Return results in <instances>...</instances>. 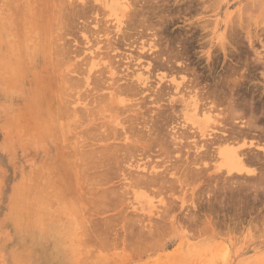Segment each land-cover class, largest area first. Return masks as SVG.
<instances>
[{
	"label": "rangeland",
	"instance_id": "1",
	"mask_svg": "<svg viewBox=\"0 0 264 264\" xmlns=\"http://www.w3.org/2000/svg\"><path fill=\"white\" fill-rule=\"evenodd\" d=\"M58 1H61L60 9H57L58 5H56L58 4ZM118 1L119 0H0V264H264V167L261 169L263 172H261V170L259 171L260 165H252V167H250L251 165L248 164V167L247 163L244 164L240 162L238 165L242 167V171L237 172L234 169H240L238 165H228L227 160L219 155L221 151L223 153L225 149H228L230 152V148H237L238 145L240 146V144L244 142L247 145L250 143L249 147L245 145L240 150L238 149L239 151L244 149L247 150L249 148L254 153L252 151L249 152L248 149V155L257 154L262 158L264 156V138H238L240 143H238L239 141L237 142L236 139V141L234 140V143L232 142L231 144L230 140L229 144L227 142L226 144H222L223 146L219 144H211L212 146L211 149H209L210 151L208 150V153L210 152V158L212 157L213 159H207L208 162L204 160L202 162L203 164L205 163L204 166L202 163H199L201 164L199 167H203L202 170L204 169L200 172L202 175L197 172V177L192 175V178L187 177L184 179L177 170L179 175L184 179L183 180L180 176H177L180 177L179 179L181 182L183 180L182 185H179L176 181L177 185L175 182L171 183V180H174L168 174V172H174V170L169 168L170 162H174L172 156L176 159L179 155L181 160V158L184 159L188 154L187 157L190 159L191 155L195 156V148L201 146L203 140H205V143L206 141L209 142L210 140L215 139L208 138V141L206 138H201V140L199 138V132H197L198 134L195 132V127L198 130L200 129L204 131V134H207L206 132L211 131L215 126L213 118L215 120V117H217L216 119L220 122L221 120L224 121L227 116L229 117L227 114L229 112L228 106L233 103L232 101H234V103L239 101L238 105L244 107H249L250 104L254 105L256 108L260 106L256 109V113H259L258 109L261 110L262 113L264 112V0H149L150 2L148 0H135L137 3L134 0ZM63 2L64 4H62ZM131 2H133V6H135L138 11L135 12L136 9L133 10L134 7ZM140 5L144 6L141 7ZM130 6H132V8H130ZM154 7H157L156 10ZM91 8L93 13L90 12ZM139 9L144 12L141 11V13L144 14H141L142 17L139 14ZM152 9H154L153 12L155 11L156 13L154 12L153 14ZM86 10L87 12H85ZM129 10L131 11L130 13ZM132 10L135 14L138 13L137 16L142 20L141 22ZM68 13L71 14L69 15ZM75 13L79 16V20L76 19L78 17ZM79 13L82 15L84 13V15H79ZM87 13L88 15H86ZM24 14L27 15L25 16ZM36 14H38V16ZM150 14L153 17L155 15V20L152 17L150 18ZM28 15L30 17H28ZM71 15L72 17H70ZM60 16H62V19L64 18L63 21L60 20ZM68 18L70 19L69 23ZM33 19H35V21ZM51 19L54 22L52 24ZM125 19H127L128 23H125ZM32 20L33 23H31ZM74 23H76V25ZM55 24L57 26H55ZM66 24H69L70 26ZM159 24L160 27L163 28H160ZM71 25L77 27L72 28ZM142 27L144 29H142ZM98 28L100 29L98 30ZM53 32L56 33L55 36H53ZM125 33L128 34V37ZM125 36L127 37L126 39L123 38ZM144 36H146V38ZM35 37H37V39ZM118 37L121 39L119 38L117 40ZM34 38L35 40H33ZM53 39L59 40L55 43V40ZM92 40L93 44L91 43ZM52 43L56 45L57 49ZM50 45L51 47H49ZM51 48L53 50H51ZM45 50L47 52H45ZM61 50L62 53L59 52ZM112 50H115V52ZM158 50H162L161 53H157ZM55 51L59 52L57 53L58 55ZM49 52L51 55L47 54ZM169 52L172 54H168ZM63 55L64 57H62ZM51 56H54V58ZM166 56L169 57V59H167ZM62 58L63 60H61ZM64 58L68 60H64ZM109 61H111L113 65ZM169 61L170 63H167ZM155 62L157 67L154 64ZM81 64L83 65L81 66ZM160 66H162V68ZM170 66L171 68L169 69ZM74 67L77 70L74 69ZM155 67L157 69H155ZM97 70L101 71L98 73ZM92 71H95L96 73H93ZM101 72L105 76L100 74ZM92 77L97 80L93 81ZM105 77H107V79L109 78L108 81H106L107 79ZM111 79H113V82ZM187 80L188 82H185ZM97 82H99V84ZM131 82L133 83V87ZM91 83H93V85H91ZM185 83L187 85H185L184 88ZM59 84H63L64 86L62 87L61 85V87H59ZM140 84H142L144 89L139 88ZM175 85L180 87L177 90H174ZM106 86H108V88ZM160 86L162 89L164 87V92L161 91L162 93L159 90L161 89ZM94 87H96V89ZM119 87L121 88L119 89ZM124 87H129L127 88L128 90L134 88V92L138 93L134 97L135 94H133L130 89V94L128 93V90L127 93L125 90L124 94L121 93L120 96L121 90L125 89ZM186 87L189 88L187 89ZM114 88L118 89L120 92L116 94L118 90H115ZM156 88L161 94H164L167 88L166 95H161V99L164 97L163 100H160V98L159 100H154V96L157 93V91L154 92ZM90 89L92 90L90 91ZM142 90L143 92H141ZM210 92L212 95H210ZM235 92H237V94ZM125 93L131 95V98ZM80 94L83 95L80 96ZM207 94L210 99H203L207 98ZM213 94L216 95V97H214ZM222 94H224L223 97ZM190 95L191 97L193 95V97H195L194 99L197 97V104L199 103L198 106L200 107L197 108L198 110H193V98H191ZM199 95L203 100L202 102H200ZM202 95L206 97H202ZM147 96L152 97L147 98ZM210 96H213L214 98ZM62 98H66V100ZM141 98L144 99L142 100ZM211 98L212 101L215 102L216 107H213L215 110L212 108V113L210 112V115L212 114L211 117H215L208 119L201 115L200 110L201 108H208L210 106L207 104V107L206 102L209 103ZM102 99L104 100L102 101ZM51 100L53 106H50V104H52L49 103ZM72 100L75 101L73 102ZM89 100H91V102ZM56 101L58 103H56ZM61 101L62 104L60 103ZM98 101H100V104ZM141 101L144 103L142 104ZM148 101L151 103L149 102L148 104H145V102L147 103ZM127 104L130 105L129 108L127 107ZM200 104L204 107H201ZM56 105L59 106V108L56 107ZM66 105L69 107V109L67 107V110H69L67 113L68 117L66 116ZM166 105L167 107H165ZM120 106L122 108L125 107L123 108L124 110L121 109ZM116 108L124 112L119 113ZM155 108L158 112H162V110L166 112H169L170 109L173 110L172 115L170 116V127L174 128L173 131L178 130L179 133L184 130L186 131L185 128H187V130L191 129L189 135L193 134V137L182 139L183 141H181L183 143H181V145L183 144V147L177 145L180 146V148L182 147L181 151L178 150V152L176 149L179 147L175 148L176 145H172L171 143V149L175 150L178 154H176L175 151L173 153L170 149L171 154H169L171 157L168 154L167 159V156L164 155V158L163 154H161L162 157L160 156L158 147H154L150 150L151 153L149 151L146 153L148 155L145 154L146 157L145 155L142 157L140 152H136L134 154L135 158H129L130 160H128V164L126 163L125 165V162H123L124 165L120 164L122 165V167H120L123 170L125 167V169H127V165L134 166L135 164L139 165L141 168H146L147 165L149 166L153 164L152 166H156V172L158 173H162L168 168L169 171L167 173L164 172L163 174H165L167 178L164 180L170 182H166V184L169 185H166V188L170 190H163L165 187L164 185H161V182L163 181H161L159 177L157 178L159 180H157V183H160L163 188H160V186L156 184L157 186L151 185L152 188L143 186L144 189L140 186V188H135L136 190L133 189L131 191L127 184V187L123 184L127 182H118L120 179H116V176H112L113 179L110 178L112 180H108L109 183L104 186L97 182V180L99 181V177L101 178V171L98 173L97 170H94L95 172L97 171L95 173L96 175H94V171L88 170L86 172L82 169V166L85 165V159L87 161L91 157H95V155L98 157V152L107 149L109 144L113 143L116 145L117 143H121L118 140H112V138L102 139L103 135V137H106L105 133L108 132V129L110 130V128L115 127H118L116 129H119V125L124 127L127 126L126 128H128V123L130 125L132 121L129 120L131 121L129 122L128 120H125L128 119L126 117L129 116L132 118L133 116H136L134 113L138 114V111V120L141 117V122L144 120L146 121L147 117L150 118V116H154L157 113ZM160 108L163 109L161 110ZM164 108L168 110H165ZM47 109L50 112H48ZM226 109L228 112L225 111ZM153 110L154 113L152 112ZM71 111H75L74 114ZM202 112L206 113L205 111ZM59 113H61L59 117L63 115L62 118L57 117ZM246 113L247 112L245 111L244 114ZM260 113L258 115H260ZM263 115L264 114L260 115L261 118L259 122L261 120L264 122V119H262ZM240 117L242 119H232L233 123L231 126L238 127L249 119V116L247 115H244L245 118H243V116ZM119 120L122 123L119 122ZM228 120L230 121H227L226 119L224 122L226 125L228 122V124L231 123V118H228ZM225 124H223V126ZM258 124L259 123L256 125L261 126V123ZM184 125L186 126L185 128ZM180 126H183L182 129H184L182 130ZM227 127L229 128L230 125ZM82 130L83 133H81ZM256 133L258 134V132ZM256 133L254 134L256 135ZM104 139H107V141ZM132 139L133 138H131V140ZM136 139L138 141L142 140V138H134L135 141H137ZM84 142H86V144ZM211 142H213V140ZM193 144H197V146H194ZM99 146L104 147L102 149ZM91 148L95 151V153L92 151V155L94 156H91V152H89L91 151ZM202 150L203 149L198 151L202 152ZM245 150L244 152H246ZM256 150L259 151V154ZM80 154L82 155L79 156ZM86 155L87 158H85ZM137 155L139 157H137ZM169 157L171 161L167 162ZM240 158L242 157L240 156L239 159ZM129 161H132L133 163H130L133 165L130 164ZM177 164H179L178 166L180 167L181 162ZM72 165L73 167H71ZM142 165H144V167ZM148 166L147 169L152 167L149 166L148 168ZM196 167L195 170L199 171L200 169L197 170L199 167ZM192 168L194 169L193 166ZM228 169L231 170V174L227 175V177H232V180L228 177L230 182L225 181L224 179L222 180L223 175V178H226L225 172L227 173ZM253 169L256 170V173L252 175H257V178L261 182L257 181V178H253L251 173L247 174V172H251ZM132 171L134 170L132 169ZM196 171H194V173ZM136 172L140 171L138 170ZM136 172H134V175ZM74 173H76L75 176ZM86 173L91 175H89V177L93 181L89 180V177L88 180L85 178L88 176H86ZM141 173L142 171L140 174ZM145 173L146 171L144 170L143 174ZM257 173H262L263 175H260L262 178H260ZM198 175H200V177ZM234 175L236 176L233 178ZM248 175H251L252 178ZM165 176L163 175L162 179ZM246 176L249 177L248 179H255L258 183L257 186H262H258L259 188L256 187V182L254 180V183L251 181L249 182ZM38 177L40 179H38ZM236 177L240 178L237 183H240V190L244 186L242 191L239 192L241 195L237 192L239 191V185L235 184L237 182L236 180H238ZM70 178L71 180H69ZM94 178H96V180ZM244 178L245 180H248L250 184L246 182ZM209 179L210 181H208ZM233 180L234 184L232 185H237V190H235L236 187L229 184L232 183ZM227 182L228 187H233H229L231 193L233 194L235 191L237 192V195L236 193L233 194L235 197L228 192V188H225L227 187L225 186V184L227 185ZM252 183L253 186H251ZM120 184H123V187H121L122 185ZM163 184H165V181ZM113 186L117 187H114L116 189H114L115 192L121 191V194L119 192L115 193L112 190L110 191L113 193L109 191L113 195V199H116L117 201L115 200L116 202L114 203V200H112L111 202L113 205H111L110 202V204H106L107 202L104 203L105 201L100 202L95 199L97 203L95 201L96 205H94L92 199L94 200L93 197L97 196L95 192L101 189H112ZM203 186H206L205 189H208L205 191ZM158 187L160 188V191ZM253 187L258 189L256 195H252V192L255 193L254 190L257 191V189L253 190ZM155 189L158 190L156 191ZM198 190L202 191L199 192ZM221 190L222 192L224 190L228 192L226 195L229 196V200L225 199L227 198L225 197V193L227 192L224 191V193H222ZM244 190L248 193H246L247 195H245ZM88 191L90 194H93L94 192L95 195H90ZM101 191L97 192L98 196H100L99 193H101ZM122 194L124 195L121 196ZM222 194L224 196H222ZM118 195L121 197V203L119 202ZM251 195L254 199L258 196L256 198L258 201H256V199L254 200ZM236 196H239L238 199L241 202L236 201ZM85 198L88 200V203H86L87 200H85ZM90 199L92 203L90 202ZM212 199L213 203L215 200L216 204L211 203ZM208 200H211V202H208ZM226 200L229 201L227 205L225 203L227 202ZM219 202L221 203L219 204ZM222 202L228 207L226 208L224 206V209ZM249 202H252V204L254 203L255 205L249 204ZM211 204L213 205L210 207ZM208 206L211 210L208 209ZM216 206L220 208L222 206L223 208L221 209L223 211H220L219 213V209ZM213 209H217L216 214L213 213L215 212ZM208 212L209 214H207ZM133 213L135 214L133 215ZM221 213H224V217ZM226 213L227 215H225ZM220 218H222V221ZM137 231L139 232L137 233ZM135 247H138L139 249H135Z\"/></svg>",
	"mask_w": 264,
	"mask_h": 264
},
{
	"label": "bare ground",
	"instance_id": "2",
	"mask_svg": "<svg viewBox=\"0 0 264 264\" xmlns=\"http://www.w3.org/2000/svg\"><path fill=\"white\" fill-rule=\"evenodd\" d=\"M69 1V0H68ZM120 1V0H119ZM118 1V2H119ZM135 1V0H134ZM137 1V0H136ZM135 1V2H136ZM145 1V0H144ZM147 1V0H146ZM149 1V0H148ZM166 1V0H165ZM165 1H164V4H165ZM193 1V0H192ZM42 2V1H41ZM57 2V1H56ZM66 2V1H65ZM84 2V1H83ZM117 2V1H116ZM128 2V1H127ZM150 2V1H149ZM171 2V1H170ZM32 3H34V2H32ZM31 3V4H32ZM87 3V2H86ZM92 3V2H91ZM90 3V4H91ZM123 3V2H122ZM126 3V2H125ZM130 3V2H129ZM133 2H131V4H132ZM137 3V2H136ZM135 3V4H136ZM153 3V2H152ZM156 3V2H155ZM162 3V2H161ZM40 4H42V3H40ZM54 4V3H53ZM60 4H61V1H58V4H56V5H58V8L57 9H60ZM62 4H64V2L62 3ZM70 4H71V2H70ZM76 4V3H75ZM82 4V3H81ZM142 4H144V3H142ZM157 4V3H156ZM188 4V3H187ZM190 4V3H189ZM36 5V4H35ZM55 5V4H54ZM69 5V4H68ZM72 5V4H71ZM85 5V4H84ZM93 5V4H92ZM120 5H121V3H120ZM124 5H126V4H124ZM129 5V4H128ZM128 5H127V7H128ZM152 5H154V4H152ZM158 5V4H157ZM73 6V5H72ZM71 6V7H72ZM76 6V5H75ZM80 6V5H79ZM132 6H133V4H132ZM132 6H130V8H132ZM137 6V5H136ZM141 6V5H140ZM142 6H144V5H142ZM141 6V7H142ZM154 6H156V5H154ZM163 6V5H162ZM190 6V5H189ZM62 7H64V6H62ZM82 7V6H81ZM134 8H133V10L134 9H136L135 10V12L136 11H138L137 10V8H135V6H133ZM149 7V6H148ZM52 8H54V7H52ZM93 8V7H92ZM92 8H91V11L90 12H92ZM155 8V10H156V8L157 7H154ZM195 8V7H194ZM193 8V9H194ZM74 9V8H73ZM75 9H77V8H75ZM150 9V8H149ZM148 9V10H149ZM184 9V8H183ZM52 10H54V9H52ZM72 10V9H71ZM83 10H85V9H83ZM95 10V9H94ZM96 10H98V9H96ZM131 10V9H130ZM129 10V13L131 12ZM132 10V11H133ZM140 10V9H139ZM153 10L154 9H152V12H153ZM39 11V10H38ZM60 11V10H59ZM73 11V10H72ZM141 11L143 12V10H140V15L142 14L141 13ZM147 11V10H146ZM145 11V12H146ZM158 11V10H157ZM168 11V10H167ZM189 11V10H188ZM188 11H187V13H188ZM36 12V11H35ZM68 12V11H67ZM79 12H80V10H79ZM84 12V11H83ZM85 12H87V10L85 11ZM90 12H88V13H90ZM95 12V11H94ZM135 12L133 11V13L135 14ZM155 12V11H154ZM154 12H153V14H154ZM160 12V11H159ZM24 13V12H23ZM41 13V12H40ZM56 13V12H55ZM55 13H53V14H55ZM57 13H58V11H57ZM78 13V12H77ZM82 13V12H81ZM81 13H79V15L81 14ZM88 13L86 14V15H88ZM93 13V12H92ZM144 13V12H143ZM156 13V12H155ZM158 13V12H157ZM28 14V13H27ZM26 14V15H27ZM69 14V13H68ZM71 14V13H70ZM69 14V15H70ZM138 14V13H137ZM137 14H135L136 15V17L140 20V18L137 16ZM184 14V13H183ZM25 15V14H24ZM23 15V16H24ZM25 15V16H26ZM35 15V14H34ZM37 16H38V14H36ZM67 15V14H66ZM75 15H77L76 13H75ZM82 15V14H81ZM83 15H84V13H83ZM82 15V16H83ZM93 15V14H92ZM134 15V16H135ZM139 15V16H140ZM142 15H144V14H142ZM142 15H141V17H142ZM157 15H159V14H157ZM177 15V14H176ZM41 16V15H40ZM58 16V15H57ZM82 16H81V19H82ZM124 16V15H123ZM179 16V15H178ZM28 17H30L29 15H28ZM32 17V16H31ZM36 17V16H35ZM50 17H51V15H50ZM66 17V16H65ZM69 17V16H68ZM70 17H72V15L70 16ZM73 17H75V16H73ZM77 17L78 18H76V19H78L79 20V16L77 15ZM89 17V16H88ZM92 17V16H91ZM127 17V16H126ZM149 17V16H148ZM154 18L155 17V15H154V17L153 16H151V14H150V18ZM160 17V16H159ZM23 18V17H22ZM124 18V17H123ZM135 18V17H134ZM161 18V17H160ZM167 18V17H166ZM38 19V18H37ZM64 19V18H63ZM63 19H62V16H60V20L61 21H63ZM69 19V18H68ZM72 19V18H71ZM80 19V20H81ZM87 19V18H86ZM86 19H85V21H86ZM91 19V18H90ZM25 20V19H24ZM34 21H35V19H33ZM33 20H32V22L31 23H33ZM52 20V19H51ZM73 20V19H72ZM74 20H75V18H74ZM88 20V19H87ZM137 20V19H136ZM139 20H137V21H139ZM143 20H145V19H143ZM151 20V19H150ZM154 20H155V18H154ZM171 20V19H170ZM45 21V20H44ZM50 21V20H49ZM49 21H48V23H49ZM67 21V20H66ZM93 21V20H92ZM142 20H140V22H141ZM158 21V20H157ZM27 22V21H26ZM29 22V21H28ZM70 22V19H69V21H68V23ZM74 22V21H73ZM75 22H76V20H75ZM82 22V21H81ZM121 22V21H120ZM128 23V21H127V19H125V23ZM131 22V21H130ZM148 22V21H147ZM43 23V22H42ZM52 23H54L53 22V20L51 21V24ZM99 23V22H98ZM124 23V22H123ZM138 23V22H137ZM144 23H145V21H144ZM149 23V22H148ZM152 23V22H151ZM150 23V24H151ZM155 23V22H154ZM158 23V22H157ZM160 23H161V21H160ZM166 23V22H165ZM25 24V23H24ZM36 24V23H35ZM57 24V23H56ZM55 24V26H57ZM61 24V23H60ZM75 25H76V23H74ZM82 24H83V22H82ZM97 24V23H96ZM146 24V23H145ZM153 24V23H152ZM151 24V25H152ZM66 25H69V24H66ZM130 25V24H129ZM128 25V26H129ZM134 25V24H133ZM144 25V24H143ZM151 25H150V27H151ZM162 25V24H161ZM164 25V24H163ZM26 26H28V25H26ZM65 26V25H64ZM70 26V25H69ZM72 26V25H71ZM97 26V25H96ZM126 26V25H125ZM141 26V25H140ZM146 26V25H145ZM25 27V26H24ZM65 27H67V26H65ZM73 27H77V26H72V28ZM79 27V26H78ZM103 27V26H102ZM130 27V26H129ZM144 27V26H143ZM142 27V29H144ZM146 27H148V26H146ZM154 27V26H153ZM159 27H160V24H159ZM32 28V27H31ZM30 28V29H31ZM36 28V27H35ZM34 28V29H35ZM56 28H58V27H56ZM132 28V27H131ZM149 28V27H148ZM157 28V27H156ZM156 28H154V29H156ZM160 28H163V27H160ZM28 29H29V27H28ZM54 29V28H53ZM85 29V28H84ZM100 28H98V30H99ZM106 29H107V27H106ZM130 29V28H129ZM138 29V28H137ZM153 29V28H152ZM79 30V29H78ZM86 30V29H85ZM120 30V29H119ZM185 30V29H184ZM53 31V30H52ZM82 31V30H81ZM84 31V30H83ZM90 31V30H89ZM94 31V30H93ZM148 31V30H147ZM149 31H150V29H149ZM64 32H66V31H64ZM99 32V31H98ZM107 32V31H106ZM141 32V31H140ZM143 32H146V31H143ZM151 32H152V30H151ZM193 32V31H192ZM200 32V31H199ZM30 33V32H29ZM32 33V32H31ZM46 33V32H45ZM54 33V35L53 36H55V32H53ZM67 33V32H66ZM70 33V32H69ZM85 33H86V31H85ZM93 33V32H92ZM104 33V32H103ZM27 34V33H26ZM94 34V33H93ZM102 34V33H101ZM105 34V33H104ZM107 34V33H106ZM113 34H114V32H113ZM116 34V33H115ZM123 34V33H122ZM137 34V33H136ZM146 34V33H145ZM153 34V33H152ZM189 34V33H188ZM58 35V34H57ZM65 35V34H64ZM99 35V34H98ZM125 35L128 37V34H126L125 33ZM157 35V34H156ZM182 35V34H181ZM52 36V37H53ZM93 36V35H92ZM97 36V35H96ZM106 36V35H105ZM114 36H116V35H114ZM121 36V35H120ZM123 37L124 39H126L127 37ZM147 36V35H146ZM146 36H144L145 38H146ZM32 37V36H31ZM107 37V36H106ZM36 39H37V37H35ZM35 38L33 39V40H35ZM54 38V37H53ZM57 38V37H56ZM85 38V37H84ZM89 38V37H88ZM120 37H118L117 38V40L119 39ZM140 38V37H139ZM143 38V37H142ZM181 38V37H180ZM184 38V37H183ZM93 39V38H92ZM106 39V38H105ZM109 39V38H108ZM111 39V38H110ZM114 39V38H113ZM121 39V38H120ZM150 39V38H149ZM169 39V38H168ZM167 39V40H168ZM53 40H55V43H57L56 41H58L59 39H53ZM61 40V39H60ZM67 40V39H66ZM88 40V39H87ZM91 40V39H90ZM138 40V39H137ZM180 40V39H179ZM183 40V39H182ZM76 41H78V40H76ZM106 41V40H105ZM109 41V40H108ZM134 41V40H133ZM34 42V41H33ZM41 42V41H40ZM49 42H51V41H49ZM53 42V41H52ZM67 42V41H66ZM93 42V40L91 41V43ZM119 42V41H118ZM149 42V41H148ZM155 42H156V40H155ZM158 42V41H157ZM80 43V42H79ZM86 43V42H85ZM90 43V44H91ZM96 43V42H95ZM113 43H115V42H113ZM120 43V42H119ZM118 43V44H119ZM153 43V42H152ZM165 43V42H164ZM179 43V42H178ZM177 43V44H178ZM53 44V46L55 45L54 43H52ZM93 44V43H92ZM98 44V43H97ZM115 44H117V43H115ZM131 44V43H130ZM95 45V44H94ZM114 45V44H113ZM113 45H111V46H113ZM129 45V44H128ZM183 45V44H182ZM46 46V45H45ZM52 46V47H53ZM66 46H67V44H66ZM78 46V45H77ZM76 46V47H77ZM91 46V45H90ZM89 46V47H90ZM93 46V45H92ZM122 46H123V44H122ZM163 46V45H162ZM161 46V47H162ZM178 46V45H177ZM49 47H51V45L49 46ZM55 47H56V45H55ZM54 47V48H55ZM106 47V46H105ZM164 47H165V45H164ZM68 48H69V46H68ZM79 48V47H78ZM116 48V47H115ZM114 48V49H115ZM121 48V47H120ZM160 48V47H159ZM158 48V49H159ZM166 48H167V46H166ZM172 48H174V47H172ZM171 48V49H172ZM191 48V47H190ZM56 49H57V47H56ZM63 49V48H62ZM79 49H81V48H79ZM79 49H77V50H79ZM107 49V48H106ZM161 49V48H160ZM159 49V50H160ZM49 50V49H48ZM51 50H53L52 48H51ZM60 50V49H59ZM75 50V49H74ZM73 50V51H74ZM76 50V51H77ZM104 50V49H103ZM126 50V49H125ZM155 50H156V48H155ZM158 50V52L157 53H161V51H159ZM63 51H64V49H63ZM67 51V50H66ZM72 51V52H73ZM113 51V50H112ZM134 51V50H133ZM141 51V50H140ZM151 51V50H150ZM157 51V50H156ZM171 51V50H170ZM45 52H47L46 50H45ZM45 52H44V54H45ZM52 52V51H51ZM56 52V54L57 53H59V52H61L62 53V50L61 51H55ZM75 52V51H74ZM81 52V51H80ZM79 52V53H80ZM113 52H115V50L113 51ZM132 52V51H131ZM164 52H165V50H164ZM163 52V53H164ZM174 52V51H173ZM95 53V52H94ZM98 53V52H97ZM133 53V52H132ZM131 53V54H132ZM162 53V54H163ZM171 52H169L168 54H170ZM47 54H50V52L49 53H47ZM53 54V53H52ZM55 54V53H54ZM55 54V55H56ZM72 54V53H71ZM102 54V53H101ZM101 54H99V55H101ZM117 54V53H116ZM115 54V55H116ZM145 54V53H144ZM152 54V53H151ZM167 54V53H166ZM172 54V53H171ZM51 55V54H50ZM58 55V54H57ZM66 55V54H65ZM75 55V54H74ZM77 55H78V53H77ZM94 55H96V54H94ZM103 55H105V54H103ZM159 55V54H158ZM161 55V54H160ZM197 55V54H196ZM110 56H111V54H110ZM114 56V55H113ZM119 56V55H118ZM122 56V55H121ZM137 56V55H136ZM139 56V55H138ZM149 56V55H148ZM168 56V55H167ZM166 56V57H167ZM52 57V56H51ZM62 57H64V55L62 56ZM100 57V56H99ZM116 57V56H115ZM129 57H131V56H129ZM133 57V56H132ZM158 57V56H157ZM164 57V56H163ZM52 58H54V56L52 57ZM66 58V57H65ZM64 58V60H68V59H65ZM91 58V57H90ZM124 58H125V55H124ZM123 58V59H124ZM134 58V57H133ZM152 58V57H151ZM155 59H156V57H154ZM99 59V58H98ZM101 59H103V58H101ZM107 59H108V57H107ZM113 59V58H112ZM130 59V58H129ZM161 59V58H160ZM159 59V60H160ZM166 59V58H165ZM167 59H169V57H167ZM175 59V58H174ZM58 60H60V59H58ZM61 60H63V58L61 59ZM109 60V59H108ZM111 60V59H110ZM156 60H158V59H156ZM155 60V61H156ZM181 60V59H180ZM56 61V60H55ZM88 61V60H87ZM136 61V60H135ZM164 61V60H163ZM86 62V61H85ZM109 62H111V61H109ZM203 62V61H202ZM61 63V62H60ZM115 63V62H114ZM121 63V62H120ZM147 63V62H146ZM145 63V64H146ZM165 63H166V61H165ZM167 63H170V61L169 62H167ZM63 64V63H62ZM86 64H88V63H86ZM85 64V65H86ZM111 64H112V62H111ZM129 64V63H128ZM150 64H151V62H150ZM155 65H156V62L154 63ZM161 64V63H160ZM164 64V63H163ZM173 64V63H172ZM217 64V63H216ZM80 65V64H79ZM83 64H81V66H82ZM113 65V64H112ZM133 65V64H132ZM149 65V64H148ZM154 65V66H155ZM56 66H57V64H56ZM80 66V67H81ZM107 66V65H106ZM123 66V65H122ZM163 66V65H162ZM162 66H160L161 68H162ZM166 66H167V64H166ZM166 66L164 65V67L166 68ZM62 67V66H61ZM75 67H76V64H75ZM74 67V69H76ZM78 67V66H77ZM140 67V66H139ZM156 67H157V65H156ZM155 67V69H157ZM158 67H159V65H158ZM183 67V66H182ZM103 68V67H102ZM101 68V69H102ZM112 68H114V67H112ZM131 68V67H130ZM151 68H152V66H151ZM154 68V67H153ZM171 68V66L169 67V69ZM189 68V67H188ZM207 68V67H206ZM81 69H83V68H81ZM160 69V68H159ZM230 69H231V67H230ZM77 70V69H76ZM128 70V69H127ZM137 70V69H136ZM152 70V69H151ZM172 70V69H171ZM84 71H85V69H84ZM99 71H101V70H99ZM99 71L97 70V72L99 73ZM144 71V70H143ZM153 71H154V69H153ZM174 71V70H173ZM172 71V72H173ZM177 71V70H176ZM202 71V70H201ZM80 72V71H79ZM82 72V71H81ZM93 72V71H92ZM91 72V73H92ZM95 72V71H94ZM93 72V73H94ZM108 72V71H107ZM119 72V71H118ZM140 72V71H139ZM152 72V71H151ZM171 72V73H172ZM229 72V71H228ZM96 73V72H95ZM97 73V74H98ZM105 73V72H104ZM131 73H132V71H131ZM166 73V72H165ZM170 73V72H169ZM195 73V72H194ZM100 74H102L103 75V73L101 72ZM99 74V75H100ZM147 74V73H146ZM196 74V73H195ZM130 75V74H129ZM135 75V74H134ZM142 75V74H141ZM158 75V74H157ZM165 75V74H164ZM167 75V74H166ZM173 75V74H172ZM184 75V74H183ZM224 75V74H223ZM233 75V74H232ZM242 75V74H241ZM90 76V75H89ZM103 76H105V75H103ZM126 76V75H125ZM168 76V75H167ZM175 76V75H174ZM197 76V75H196ZM62 77H64V76H62ZM117 77V76H116ZM137 77V76H136ZM200 77V76H199ZM93 78V81L94 80H97V79H94V77H92ZM104 78V77H103ZM106 79H107V77H105ZM122 78V77H121ZM132 78V77H131ZM179 78V77H178ZM195 78V77H194ZM209 78V77H208ZM218 78V77H217ZM64 79V78H63ZM99 79V78H98ZM102 79V78H101ZM109 79V78H108ZM108 79L106 80V81H108ZM114 79H115V77H114ZM118 79V78H117ZM123 79V78H122ZM129 79V78H128ZM196 79V78H195ZM248 79V78H247ZM65 80V79H64ZM64 80H63V82H64ZM112 80V82H113V79H111ZM194 80V79H193ZM222 80H223V78H222ZM99 81V80H98ZM116 81H118V80H116ZM142 82H144L143 80H141ZM159 81V80H158ZM67 82H69V81H67ZM102 82V81H101ZM139 82V81H138ZM141 82V83H142ZM185 82H188V80L187 81H185ZM190 82V81H189ZM192 82V81H191ZM224 82V81H223ZM61 83H62V81H61ZM96 83V82H95ZM98 84H99V82H97ZM103 83H104V81H103ZM115 83V82H114ZM130 83V82H129ZM128 83V85L130 86V84ZM146 83V82H145ZM152 83V82H151ZM155 83V82H154ZM169 83V82H168ZM228 83V82H227ZM67 84V83H66ZM113 84V83H112ZM123 84V83H122ZM125 84V83H124ZM131 84H132V87H133V83L131 82ZM139 84V83H138ZM193 84H194V82H193ZM192 84V85H193ZM198 84H199V82H198ZM58 85V84H57ZM61 85H62V87L64 86L63 84H59V87H61ZM91 85H93V83H91ZM105 85V84H104ZM110 85V84H109ZM145 85V84H144ZM166 85V84H165ZM172 85V84H171ZM185 85H187L186 83L184 84V88H185ZM191 85V84H190ZM224 85V84H223ZM229 85V84H228ZM120 86V85H119ZM122 86V85H121ZM126 86V85H125ZM140 86H142V84H140L139 85V88H143V86L142 87H140ZM149 86V85H148ZM151 86H153V85H151ZM167 86V85H166ZM252 86V85H251ZM102 87H103V85H102ZM107 88H108V86H106ZM109 87H111V86H109ZM113 87V86H112ZM117 87V86H116ZM131 87V86H130ZM136 87H137V84H136ZM135 87V88H136ZM155 87H157V86H155ZM161 87V86H160ZM169 87H171V86H169ZM180 87V86H179ZM177 85H175L174 86V90H177L178 88H179ZM89 88H90V86H89ZM95 89H96V87H94ZM94 88H92V89H94ZM105 88V87H104ZM106 88V89H107ZM118 88V87H117ZM121 87H119V89H120ZM123 88V87H122ZM125 88V87H124ZM127 88H129V87H127ZM127 88H125V89H122L121 90V92L118 90V89H115V90H118V92H116V94H118L119 92H120V96H121V93L122 94H124V91L127 93ZM187 88V87H186ZM189 88V87H188ZM187 88V89H188ZM227 88V87H226ZM63 89V88H62ZM92 89H90V91L92 90ZM94 89V90H95ZM113 89V90H114ZM131 90H132V92H133V94H135L134 95V97L136 96V94L138 93V92H134V88H130ZM128 90V93L130 94L131 93V90ZM144 89V88H143ZM153 89H155V88H153ZM152 89V90H153ZM159 89V88H158ZM163 89H164V87H163ZM163 89H162V87H161V89H159L160 90V92L161 91H163ZM97 90H99V89H97ZM140 90V89H139ZM180 90V89H179ZM63 91V90H62ZM136 91V90H135ZM155 91H157V93H156V95L154 96L155 97V99L154 100H159V98H160V100H163V98L161 99V95H163V96H165L166 95V92H167V88H166V92L164 93V94H161L160 92H158V90H157V88H156V90H154V92ZM181 91V90H180ZM185 91V90H184ZM215 91V90H214ZM141 92H143V90L141 91ZM150 92L152 93V91L150 90ZM164 92V91H163ZM179 92V91H178ZM177 92V93H178ZM187 92V91H186ZM211 92H213V91H211ZM210 92V93H211ZM224 92V91H223ZM125 93V94H126ZM188 93V92H187ZM206 93V92H205ZM236 94H237V92H235ZM247 93V92H246ZM67 94V93H66ZM75 94V93H74ZM91 94V93H90ZM89 94V95H90ZM93 94V93H92ZM113 94V93H112ZM111 94V95H112ZM116 94H115V96H116ZM154 94V93H153ZM168 94V93H167ZM170 94V93H169ZM173 94V93H172ZM175 94V93H174ZM191 94V93H190ZM196 94H198V93H196ZM200 94V93H199ZM229 94V93H228ZM62 95H64V94H62ZM83 95V94H82ZM81 94H80V96H82ZM96 95V94H95ZM99 95H101V94H99ZM99 95H97V96H99ZM105 95V94H104ZM126 95H128V94H126ZM152 95V94H151ZM182 95V94H181ZM203 95H205V94H203ZM202 95V97H206V96H203ZM208 95V94H207ZM210 95H212V93L210 94ZM214 95V94H213ZM223 95L224 94H222V97H223ZM68 96H70V95H68ZM79 96V95H78ZM79 96V97H80ZM91 96V95H90ZM102 96V95H101ZM114 96V97H115ZM129 97L131 96V95H128ZM153 96V95H152ZM151 96V97H152ZM189 96V95H188ZM196 96V95H195ZM200 96V95H199ZM228 96V95H227ZM230 96V95H229ZM235 96V95H234ZM237 96V95H236ZM65 97V96H64ZM96 97V96H95ZM107 97V96H106ZM117 97H119V96H117ZM127 97V96H126ZM141 97V96H140ZM139 97V98H140ZM144 97L146 98V96L144 95ZM149 96H147V98H148ZM151 97H149V98H151ZM169 97V96H168ZM190 97H191V95H190ZM210 97H213V96H210ZM214 97H216V95H214ZM213 97V98H214ZM220 97V96H219ZM226 97V96H225ZM224 97V98H225ZM232 97V96H231ZM60 98V97H59ZM72 98V97H71ZM103 98V97H102ZM108 98V97H107ZM106 98V99H107ZM131 98V97H130ZM191 98H193V106H194V109L193 110H198L197 108H200L199 106H198V104H197V97H196V99H194L195 97H193V95H192V97ZM209 98V95L207 96V98H203V99H208ZM218 98V97H217ZM62 99H65L66 100V98H62ZM77 99V98H76ZM82 99V98H81ZM84 99V98H83ZM92 99V98H91ZM142 99V98H141ZM144 99V98H143ZM142 99V100H143ZM199 99L201 100H199L200 102H202L203 100H202V98H201V96L199 97ZM210 99V98H209ZM220 99V98H219ZM225 99H227V98H225ZM230 99V98H229ZM234 99V98H233ZM57 100V99H56ZM61 100V99H60ZM64 100V101H65ZM104 99H102V101H103ZM124 100V99H123ZM128 100V99H127ZM139 100V99H138ZM190 100V99H189ZM205 100V101H206ZM232 100V99H231ZM230 100V101H231ZM73 102L75 101V100H72ZM90 102H91V100H89ZM105 101H107V100H105ZM125 101V100H124ZM145 101V100H144ZM147 101V100H146ZM151 101V100H150ZM150 101H148L147 103L145 102V104H148ZM165 101V100H164ZM191 101V100H190ZM214 101H216V100H214ZM219 101V100H218ZM217 101V102H218ZM226 101V100H225ZM224 101V102H225ZM235 101H236V99H235ZM238 101V100H237ZM68 102V101H67ZM100 101H98V103H99ZM142 102V101H141ZM155 102V101H154ZM159 102V101H158ZM220 102H222V101H220ZM233 103H231V104H229V106H228V104H227V106L229 107V112L227 111V109L225 110L226 112H228L227 114L229 115V117L228 118H231V123L230 124H228L227 123V125L224 123L225 122V120L227 119V121H230V120H228V118L226 117V119L223 121V120H221L220 122L218 121V119H216L217 117H215V116H212V117H215V120H214V118H213V122L215 123V126L213 127V129L211 130V131H208V132H206L207 134H204L205 132L204 131H202V130H198L196 127H195V132L197 133V132H199V138L201 139V138H206L207 140H208V138H215V139H212L213 140V142H211L212 140H208L209 142H205L204 143V141L205 140H203L202 142V145L201 146H199V147H196L195 148V156H192V158H191V156H190V159H189V157H187L188 156V154H187V156L183 159V158H181V160H180V158H179V155H178V157L176 158V159H174V157L172 156V158H173V160H174V162H170L171 160H170V152H171V146L172 145H176V147L175 148H177V147H179L180 148V146H182L181 145V143H183L182 141V139H187V138H191V137H193V134H190V135H192V136H190L189 135V131L191 130H187V128H185L186 126L184 125V128L186 129V131L184 130V131H181V133H179V131L177 132L176 130L175 131H173V129L174 128H172V127H170V124H169V122H170V120H171V115H172V111L173 110H169V112L167 113L166 111H163L162 109L163 108H160L161 110H162V112H158V110L155 108V111L157 110V113L154 115V116H150V118L149 117H147V119H146V121L144 120V121H140V119H141V117L139 118V120H138V118H137V116H138V114H139V111H138V114L137 113H134V111H133V113H134V115H136V116H133L132 118H130L129 116H127L126 118H128V119H125V120H131V121H129V122H131V124L129 125V123H128V128H126V127H124V126H121V125H119L120 126V128L119 129H116V128H118V127H115V128H110V130L107 128V127H105V128H107L108 129V132H106L105 134V136L106 137H103L102 136V139L103 138H108V139H111L112 138V140H118V141H120L121 143L120 144H116V145H114L113 143V145L112 144H109L107 147V149H105L104 151H101V152H98L99 153V156L98 157H96V155H95V157H91V156H94V155H92L93 153H95V151L94 150H92V148H91V151H89V152H91V158L89 159V160H87L86 161V159H85V161L83 160V158H82V160L85 162L84 164L85 165H83L82 167V169H84L86 172L88 171V170H90V171H94V170H97L98 171V173H100V171H101V174H100V176H101V178L99 177V181L97 180V182L99 183V184H102V185H107L108 183H109V181L110 180H112L113 179V177L114 176H116V179H120V180H118V182L119 181H124V182H127V183H123V184H125V186H126V184H127V186L129 187V189H131V191L133 190V189H135V188H140V186H144V187H150V188H152V186H154V185H156V184H158V186H160V188L162 187L161 185H164V187L165 188H163V190L164 189H167L166 188V185H168V184H166V182H167V180H164L165 178H166V176H165V174H163L164 172L165 173H167L168 171H169V169L168 168H166V166H165V168L167 169H165V168H163V169H165L164 170V172H162V173H158V172H156V166H152L153 164H151V165H149V166H152V167H150L149 168V166H148V168L149 169H147V166H146V168H141L139 165H135L134 164V166H131V165H127V169H121V167H122V165H124L123 164V162H125V165H126V163L128 162V160H130L132 157H134V154L137 152H140V155H142V157H144V155L147 153V152H149L150 150H152L154 147H158V152H159V154H160V156L162 157V155L161 154H163V156L165 155V156H167L169 153V159H168V161L166 160L167 158H168V156L166 157V159H164L165 158V156H164V160H166L167 162H170V166H169V168L170 169H172V170H174V172L173 173H170V172H168V174H169V176L170 177H172V179L174 180V181H172L171 180V183H174L175 181L179 184V185H182L183 183V180L185 179V178H192L193 176L192 175H195L196 176V173L197 172H201V170H202V168H200L199 166L201 165V164H199V163H202L204 160H206L207 161V159H209L210 158V152L208 153V150L209 149H211V146L213 145V144H219V145H222V144H226L227 142H228V144H229V141H230V143L232 144V142L234 143V140L236 141V139H237V142L239 141V139L238 138H252V139H254V138H264V122L262 121H260L259 122V120H260V115H262V114H264V112L262 113L261 112V110H259L258 109V111H259V113H260V115H258L259 113H256V109L257 108H259V107H254V105H249V107H247V106H242V105H238L239 103V101L238 102H236V103H234V101H232ZM245 102V101H244ZM49 103H52V100L49 102ZM56 103H58L57 101H56ZM61 104H62V101L60 102ZM65 103V102H64ZM70 103V102H69ZM102 103V102H101ZM116 103V102H115ZM118 103H120V102H118ZM133 103V102H132ZM135 103V102H134ZM144 102H142V104H143ZM151 103V102H150ZM205 103V102H204ZM228 103H229V101H228ZM241 103V102H240ZM246 103V102H245ZM38 104V103H37ZM67 104V103H66ZM90 104V103H89ZM100 104V103H99ZM98 104V105H99ZM121 104V103H120ZM131 104V103H130ZM138 104V103H137ZM140 104V103H139ZM144 104V105H145ZM191 104V103H190ZM207 104H209L210 106L208 107L207 106ZM214 104V105H213ZM223 104V103H222ZM53 106V103L52 104H50V106ZM92 105V104H91ZM118 105V104H117ZM128 105V104H127ZM133 105V104H132ZM136 105V104H135ZM168 105V104H167ZM167 105L165 106V107H167ZM201 105V104H200ZM221 105V104H220ZM38 106V105H37ZM65 106V105H64ZM124 106V105H123ZM161 106V105H160ZM206 106L208 107V108H201V115H203V116H205V117H207L208 119H211L212 117H211V115H210V112L212 113V108L213 107H216V105H215V102H213L212 101V98H211V100H210V102L209 103H207L206 102ZM224 106V105H223ZM256 106V105H255ZM56 107H58L59 108V106H57L56 105ZM67 105H66V116L68 117V115H67V113H68V111L69 110H67ZM79 107V106H78ZM113 107H115V106H113ZM119 107V106H118ZM121 107V106H120ZM128 108L130 107V105H128L127 106ZM135 107V106H134ZM145 107V106H144ZM162 107V106H161ZM201 107H204L203 105H201ZM228 107H226V108H228ZM61 108V107H60ZM77 108V107H76ZM89 108V107H88ZM123 108H125V107H123ZM122 107H121V109H123ZM170 108H171V105H170ZM223 108V107H222ZM57 109V108H56ZM68 109H69V107H68ZM81 109V108H80ZM97 109V108H96ZM115 109V108H114ZM116 109H118V108H116ZM131 109V108H130ZM132 109H134V108H132ZM151 109V108H150ZM152 109H153V107H152ZM159 109V110H160ZM165 109V108H164ZM214 109V108H213ZM217 109V108H216ZM261 109V108H260ZM53 110V109H52ZM60 110V109H59ZM63 110V109H62ZM64 110H65V108H64ZM82 110V109H81ZM84 110V109H83ZM112 110H113V108H112ZM124 110V109H123ZM165 110H168V109H165ZM192 110V111H193ZM215 110V109H214ZM213 110V111H214ZM224 110V109H223ZM23 111V110H22ZM47 111L48 112H50L48 109H47ZM77 111V110H76ZM87 111V110H86ZM89 111V110H88ZM110 111V110H109ZM117 111V110H116ZM118 111H119V113L120 112H124V111H120L119 109H118ZM125 111H126V109H125ZM150 111V110H149ZM202 111H205L206 113H203ZM241 111V112H240ZM245 111L247 112L246 114H244L245 113ZM263 111V110H262ZM47 112V113H48ZM71 112H73V111H71ZM70 112V113H71ZM75 112V111H74ZM74 112H73V114H74ZM78 112V111H77ZM80 112V111H79ZM115 112V111H114ZM153 113H154V110L152 111ZM187 112H188V110H187ZM191 112V111H190ZM195 112V111H194ZM217 112V111H216ZM226 112H224V113H226ZM243 112V113H242ZM53 113V112H52ZM84 113V112H83ZM93 113V112H92ZM117 113V112H116ZM170 113V114H169ZM203 113V114H202ZM241 113V114H240ZM60 114L61 113H59L58 115H57V117H59L60 116ZM76 114V113H75ZM90 114V113H89ZM199 114V113H198ZM222 114V113H221ZM243 114V115H242ZM249 114V115H248ZM48 115H49V113H48ZM51 115V114H50ZM130 115V114H129ZM144 115V114H143ZM194 115V114H193ZM216 115V114H215ZM218 115H220V114H218ZM225 115V114H224ZM244 115H247V116H249V119H247L246 120V122H242L243 124H241L240 126H231V124L233 123L232 122V119L234 120V119H240L241 117L240 116H243V118H245L244 117ZM258 115V116H257ZM52 116V115H51ZM63 116V115H62ZM62 116L61 117H59V118H62ZM106 116V115H105ZM198 116H200V115H198ZM221 116H223V115H221ZM23 117V116H22ZM82 117V116H81ZM83 117H84V115H83ZM264 117V115L262 116V119H264L263 118ZM26 118V117H25ZM80 118V117H79ZM143 118V117H142ZM146 118V117H145ZM149 118V119H148ZM247 118V117H246ZM27 119V118H26ZM55 119H56V117H55ZM123 119V118H122ZM242 119V118H241ZM142 120V119H141ZM187 120V119H186ZM172 121H175V120H172ZM226 121V122H227ZM54 122V121H53ZM119 122H121L120 120H119ZM241 122V121H240ZM30 123V122H29ZM122 123V122H121ZM125 123H127V122H125ZM174 123V122H173ZM213 123V124H214ZM257 123H261V126L259 125V126H257L256 124ZM98 124V123H97ZM96 124V125H97ZM103 124V123H102ZM223 124H225L224 126H223ZM263 124V125H262ZM172 125V124H171ZM183 125V124H182ZM230 125V127L228 128L227 126H229ZM233 125H236V124H233ZM93 126V125H92ZM91 126V127H92ZM100 127V126H99ZM99 127H97L98 129H100ZM104 127V126H103ZM113 127V126H112ZM174 127V126H173ZM181 127V126H180ZM183 127V126H182ZM182 127H181V129H182ZM207 127V126H206ZM208 127H210V126H208ZM225 127H227V128H225ZM90 128V127H89ZM95 128V127H94ZM183 128V129H184ZM191 128H194V127H191ZM103 129V128H102ZM172 129V130H171ZM182 129V130H183ZM189 129V128H188ZM106 130V129H105ZM194 130V129H193ZM198 130V131H197ZM204 130H206V129H204ZM85 131V130H84ZM92 131V130H91ZM94 131H96V130H94ZM172 131V132H171ZM103 132H104V130H103ZM252 132H254V133H256V132H258V134L256 133V135L254 134V133H252ZM81 133H83V130L81 131ZM93 133H95V132H93ZM100 133V132H99ZM196 133H194V134H196ZM72 134V133H71ZM77 134V133H76ZM87 134V133H86ZM101 134H103V133H101ZM198 134V133H197ZM254 134V135H253ZM25 135V134H24ZM84 136H87V135H84ZM89 136V135H88ZM95 136V135H94ZM98 136V135H97ZM101 136V135H100ZM96 137V136H95ZM166 137H168V138H170V139H168V138H166ZM101 138V137H100ZM120 138V139H119ZM130 138V139H129ZM131 138H133L132 140H131ZM134 138H138V139H141L142 138V140H140V141H138L137 139V141H135L134 140ZM145 140H144V139ZM194 138H197V137H194ZM92 139V138H91ZM104 140H106L107 141V139H104ZM103 140V141H104ZM182 140V141H181ZM202 140V139H201ZM102 141V140H101ZM185 141V140H184ZM198 141V140H197ZM196 141V142H197ZM200 141V140H199ZM254 141V140H253ZM257 141V140H256ZM137 142V143H136ZM196 142H194V143H196ZM246 142V141H245ZM85 144H86V142H84ZM171 143H172V145H171ZM190 143H192V142H190ZM189 143V144H190ZM201 143V142H200ZM238 143H240V141L238 142ZM197 144H198V142H197ZM197 144L196 145H194V146H197ZM212 144V145H211ZM257 144V143H256ZM90 145V144H89ZM107 145V144H106ZM105 145V146H106ZM171 145V146H170ZM177 145H180V146H177ZM218 145V146H219ZM245 145H247V144H245L244 142L242 143V144H240V146L238 145V147L237 148H234V149H232V148H230L231 150H230V152H229V150L228 149H225L224 151H223V153H222V151L220 152V156H222V158L224 157V159H226L227 160V163H228V165H230V166H237L240 162L241 163H244V164H246L247 163V166L249 167V165H251L250 167H252V165H257V166H259V171L264 167V156L262 157V158H260L257 154H252V155H248L249 154V152H251L252 150L251 149H249V152H248V149L247 150H245L244 148V150L246 151V152H248V153H246V152H244V150H242V151H239L242 147H244ZM249 145H250V143L247 145L248 147H249ZM251 145H252V143H251ZM259 145V144H258ZM263 145V144H262ZM85 146V145H84ZM87 146V145H86ZM186 146V145H185ZM184 146V147H185ZM223 146V145H222ZM83 147V146H82ZM89 147H91V146H89ZM99 147H101L102 149H103V147L102 146H99ZM173 147V148H174ZM183 147V146H182ZM181 147V148H182ZM193 147V146H192ZM191 147V148H192ZM214 147V146H213ZM212 147V148H213ZM106 148V147H105ZM176 149L177 150V152H178V150H180L181 151V148L180 149ZM99 149V148H98ZM171 149V150H170ZM187 149H188V147H187ZM201 149H203L202 150V152H199ZM214 149V148H213ZM239 149V150H238ZM254 149V148H253ZM83 150V149H82ZM85 150V149H84ZM156 150V149H155ZM184 150V149H183ZM194 150V149H193ZM192 150V151H193ZM199 150V151H198ZM76 151V150H75ZM92 151H94L93 153H92ZM173 151V153H174V151L175 150H172ZM210 151V150H209ZM213 152V151H212ZM211 152V153H212ZM253 152V151H252ZM256 152L258 153L259 151H257L256 150ZM81 153V152H80ZM150 153H151V151H150ZM175 153H176V151H175ZM181 153V152H180ZM185 153V152H184ZM189 153V152H188ZM193 153V152H192ZM215 153V152H214ZM254 153V152H253ZM87 154V153H86ZM132 154H133V156H132ZM176 154H178V153H176ZM259 154V153H258ZM82 154H80L79 156H81ZM85 155V154H84ZM119 155H121V156H119ZM146 155H148V154H146ZM146 155H145V157H146ZM156 155V154H155ZM181 155V154H180ZM190 155V154H189ZM242 157V158H240L241 159V161H240V159H239V157ZM85 157V156H84ZM137 157H139L138 155H137ZM136 157V158H137ZM150 157V156H149ZM218 157V156H217ZM80 158V157H79ZM85 158H87V155H86V157ZM130 158V159H129ZM135 158V157H134ZM141 158V157H140ZM212 158V157H211ZM210 158V159H211ZM155 159V158H154ZM157 159V158H156ZM183 159V160H182ZM209 159V160H210ZM213 159V158H212ZM80 160V159H79ZM135 160V159H134ZM141 160H142V158H141ZM146 160V159H145ZM154 161V160H153ZM163 161V160H162ZM165 161V162H166ZM130 162H132V161H129V163ZM143 162V161H142ZM147 162V161H146ZM157 162V161H156ZM180 163L181 162V165H180V167L178 166L179 164H177V163ZM208 162V161H207ZM206 162V163H207ZM83 163V162H82ZM133 163V162H132ZM132 163H130V164H132ZM161 163V162H160ZM177 165H176V164ZM210 163V162H209ZM62 164V163H61ZM74 164H76V163H74ZM120 164H122V165H120ZM128 164V163H127ZM140 164V163H139ZM144 164V163H143ZM148 164V163H147ZM162 164V163H161ZM165 164H168V163H165ZM203 164V163H202ZM205 164V163H204ZM204 164H203V166H204ZM249 164V165H248ZM80 165V164H79ZM133 165V164H132ZM146 165V164H145ZM121 166V167H120ZM143 167H144V165H142ZM161 166V165H160ZM178 166V167H177ZM192 166L194 167V169L192 168ZM196 166H198L199 168L197 169V170H199V171H196L195 170V167ZM71 167H73V165L71 166ZM158 167V166H157ZM238 167L240 168V169H238V168H236V169H234L235 171H237V172H240V171H242V167L241 166H239L238 165ZM197 168V167H196ZM132 169L134 170V171H132ZM162 169V170H163ZM208 169V168H207ZM256 169V168H255ZM142 171V173L140 174V172H136V171ZM146 171V173L145 174H143V171ZM177 170L180 172V174L182 175V177L184 178H182L180 175H179V173L177 172ZM204 170V169H203ZM202 170V171H203ZM78 171V170H77ZM80 171V170H79ZM84 171V172H85ZM96 171V172H97ZM161 171V170H160ZM194 171H196L195 173H194ZM230 169H228L227 170V173L225 172V174H226V178L224 177L223 178V176H222V180L224 179L225 181H228V182H230L229 180H228V177H227V175H229V174H231L230 173ZM255 171V172H254ZM73 172V171H72ZM95 171H94V175H96L95 173H96ZM134 172H136L135 173V175H134ZM261 172H263V170H261ZM52 173V172H51ZM62 173V172H61ZM177 173V174H176ZM203 173V172H202ZM220 173V172H219ZM244 173V172H243ZM251 173V175L252 174H254V173H256V170H252L251 172H247V174H250ZM260 173V172H259ZM264 173V172H263ZM35 174V173H34ZM75 174L76 173H74V176H75ZM92 174V173H91ZM119 174V175H118ZM198 174V173H197ZM201 174V173H200ZM222 174H224V173H222ZM258 174V173H257ZM79 175V174H78ZM88 175V176H87ZM89 175L90 174H87L86 173V176L87 177H85L87 180H88V177H89ZM93 175V176H94ZM97 175H99V174H97ZM163 175L165 176L163 179H162V177H163ZM202 175V174H201ZM203 175H204V173H203ZM216 175V174H215ZM241 175V174H240ZM246 175V174H245ZM244 175V176H245ZM250 175V176H251ZM259 176L261 175H263L262 173L261 174H258ZM34 176H36V175H34ZM41 176V175H40ZM82 176V175H81ZM91 176V175H90ZM113 176V177H112ZM177 176H180L181 177V179H183L182 180V182H181V180L179 179L180 177H177ZM199 177H200V175H198ZM236 175H234L233 176V178L235 177ZM243 176V177H244ZM249 176V175H248ZM249 176V177H250ZM253 176V178H257L258 176L257 175H252ZM252 176H251V178H252ZM260 176V178H262ZM63 177V176H62ZM96 177V176H95ZM98 177V176H97ZM160 178V180L161 181H165V184H163V182H161V185H160V183H157V178ZM197 177V176H196ZM198 177V178H199ZM211 177V176H210ZM216 177V176H215ZM238 177H239V175H238ZM238 177H236V179L238 178ZM247 177V176H246ZM249 177H247V179L249 178ZM110 178H112V179H110ZM198 178H196V179H198ZM221 178V177H220ZM230 178V177H229ZM232 178V177H231ZM230 178V179H231ZM241 178H242V176H241ZM250 178V179H251ZM38 179H40L39 177H38ZM95 180H96V178H94ZM167 179V178H166ZM207 179V178H206ZM215 179V178H214ZM239 179L240 178H238V180H236L235 182V184H237L238 182H239ZM248 179L249 180V182L251 181V182H253L254 183V181L256 182V187H258L257 186V181H259V179L257 178V181L255 180V179ZM263 179H264V176H263ZM69 180H71V178L69 179ZM87 180H85V181H87ZM89 180H92V179H90V177H89ZM94 180V181H95ZM109 180V181H108ZM170 180V179H169ZM168 180V181H169ZM180 180V181H179ZM194 180V179H193ZM211 180H212V178H211ZM216 180V179H215ZM232 180V179H231ZM235 180V179H234ZM234 180H233V182L232 183H229V184H231V186H233L232 184H234ZM243 180V179H242ZM244 180H245V178H244ZM248 180H245L246 182H248ZM262 180V179H261ZM66 181V180H65ZM93 181V180H92ZM159 181V180H158ZM204 181V180H203ZM208 181H210V179L208 180ZM207 181V182H208ZM219 181V180H218ZM264 181V180H263ZM71 182V181H70ZM96 182V181H95ZM96 182V183H97ZM176 182H175V184H176ZM187 182H188V180H187ZM205 182V181H204ZM224 182V181H223ZM228 182H227V185L225 184V186H227V187H225V188H228L227 190H229V187L230 188H233V187H236V189L235 190H237L238 188H239V191H237L238 193L240 192V191H242V189L244 188V186H243V188L240 190V188H241V186L239 185V184H237V185H239V187L237 188V185L236 186H233V187H231V186H229L228 187ZM248 182V183H249ZM259 182H261V181H259ZM88 183V182H87ZM90 183H92V182H90ZM116 183V182H115ZM167 183H170V182H167ZM193 183V182H192ZM194 183H195V181H194ZM210 183V182H209ZM253 183H252V185L251 186H253ZM35 184V183H34ZM123 184H120V185H122L121 187H123ZM207 184V183H206ZM223 184V185H224ZM250 184V183H249ZM262 184V183H261ZM87 185V184H86ZM91 185V184H90ZM97 185V184H96ZM119 185V184H118ZM152 185V186H151ZM170 185H172V184H170ZM177 185V184H176ZM190 185V184H189ZM204 185V184H203ZM223 185H222V187H223ZM124 186V187H125ZM126 186V187H127ZM157 186V185H156ZM169 186V185H168ZM211 186V185H210ZM221 186V185H220ZM262 185H260L259 187H261ZM34 187V186H33ZM115 186H113V188L112 189H108V190H104V189H101V190H99V191H101V193H99V195L100 196H98V193L97 192H99V191H96L95 193L97 194V196H95V197H93L94 198V200L92 199V202L94 201V205H96V203H97V201H100V202H104V203H106V204H110L111 203V205H113V203L111 202L112 200H114L113 198L114 197H112L113 195L110 193V192H115L114 191V189L115 188H117V187H115ZM141 187V188H142ZM143 187V188H144ZM204 187V186H203ZM206 187V186H205ZM205 187H204V189H205ZM208 187V186H207ZM258 187V188H259ZM264 187V186H263ZM27 188V187H26ZM153 188H155V187H153ZM160 188L158 187V189H159V191H160ZM170 188H171V186H170ZM173 188V187H172ZM174 188H177V187H174ZM210 188V187H209ZM221 188V187H220ZM246 188V187H245ZM248 188V187H247ZM46 189V188H45ZM124 189V188H123ZM145 189V188H144ZM147 189V188H146ZM157 189V190H158ZM208 189V188H207ZM207 189H205V191L207 190ZM250 189V188H249ZM254 189H257V188H255V187H253V190ZM89 190V189H88ZM110 190H112V191H110ZM116 190V189H115ZM122 190V189H121ZM124 190H126V189H124ZM136 190V189H135ZM148 190H149V188H148ZM152 190V189H151ZM156 190V189H155ZM154 190V191H155ZM156 190V191H157ZM167 190H170V189H167ZM234 190V189H233ZM234 190V191H235ZM110 191V192H109ZM158 191V192H159ZM173 191V190H172ZM178 191V190H177ZM197 191V190H196ZM199 192H201L200 190H198ZM210 191V190H209ZM208 191V192H209ZM215 191V190H214ZM225 192H227L226 190H224ZM224 191L222 192V190H221V192L222 193H224ZM234 191H232V192H234ZM92 192V191H91ZM112 192V193H113ZM116 192H119V191H116ZM115 192V193H116ZM121 192V191H120ZM119 192V193H120ZM126 192V191H125ZM152 192H153V190H152ZM229 193H231V190H229L228 191ZM228 192L227 193H225V195L226 194H228ZM237 192L235 191L234 193H236V195H237ZM244 192H245V190H244ZM243 192V193H244ZM249 192V191H248ZM251 192V191H250ZM254 192L255 193H253L252 192V195H256V193L258 192V189H257V191H255L254 190ZM262 192V191H261ZM87 193V192H86ZM88 193H89V191H88ZM127 193H129V192H127ZM145 193V192H144ZM171 193V192H170ZM178 193V192H177ZM213 193V192H212ZM233 193V194H234ZM247 192H245V195H247L246 194ZM90 194V193H89ZM93 194H94V192H93ZM93 194H90V195H92V196H94ZM121 194V193H120ZM130 194V193H129ZM148 194V193H147ZM151 194V193H150ZM195 194V193H194ZM232 194V193H231ZM232 194V196H234ZM240 194V193H239ZM238 194V195H239ZM124 194H122L121 196H123ZM127 195V194H126ZM125 195V196H126ZM163 195V194H162ZM167 195V194H166ZM198 195V194H197ZM209 195V194H208ZM230 195V194H229ZM241 195V194H240ZM251 195V197L253 198V196ZM207 196V195H206ZM222 196H224L223 194H222ZM249 196V195H248ZM260 196V195H259ZM86 197H88V196H86ZM97 197V198H96ZM128 197V196H127ZM126 197V198H127ZM154 197V196H153ZM158 197V196H157ZM225 197H227V198H225V199H228V195H226ZM230 197H231V195H230ZM235 197V196H234ZM237 198H236V201H240L238 198H239V196H236ZM258 197V196H257ZM256 197V198H257ZM37 198V197H36ZM118 198H119V200L121 199V197H119V195H118ZM124 198V197H123ZM122 198V199H123ZM194 198H195V196H194ZM213 198H214V196H213ZM223 198V197H222ZM233 198V197H232ZM232 198H231V200H232ZM255 198V199H256ZM264 198V197H263ZM40 199V198H39ZM89 199V198H88ZM91 199H90V202H91ZM97 201H96V200ZM215 199H216V197H215ZM218 199V198H217ZM238 199V200H237ZM254 199V198H253ZM254 199V200H255ZM262 199V198H261ZM85 200H87L86 198H85ZM116 200V199H115ZM114 200V203L117 201H115ZM124 200V199H123ZM122 200V201H123ZM129 200V199H128ZM205 200V199H204ZM223 200V199H222ZM221 200V201H222ZM229 200V199H228ZM230 200V201H231ZM235 200V199H234ZM95 201H96V203H95ZM165 201H167V200H165ZM194 201V200H193ZM203 201V200H202ZM218 201H220V200H218ZM224 201V200H223ZM227 201V200H226ZM233 201V200H232ZM256 201H258L257 199H256ZM91 202V203H92ZM110 202V203H109ZM120 203H121V200L119 201ZM118 202V203H119ZM170 202V201H169ZM175 202V201H174ZM204 202V201H203ZM208 202H211V200L209 201L208 200ZM229 201H227V202H225L226 203V205H227V203H228ZM241 202V201H240ZM253 202H255V201H253ZM261 202V201H260ZM259 202V203H260ZM18 203V202H17ZM33 203V202H32ZM53 203V202H52ZM51 203V204H52ZM86 203H88V200H87V202ZM168 203V202H167ZM201 203V202H200ZM199 203V204H200ZM211 203H213V199H212V202ZM214 203H215V200H214ZM213 203V204H214ZM221 202H219V204H220ZM223 203V207L225 206L226 207V205H224V202H222ZM235 203V202H234ZM233 203V204H234ZM237 203V202H236ZM246 203V202H245ZM198 204V205H199ZM208 204V203H207ZM213 204H211L210 205V207L213 205ZM216 204V203H215ZM218 204V205H219ZM242 204H243V202H242ZM247 204H248V202H247ZM249 204H252V202L250 203L249 202ZM254 204V203H253ZM252 204V205H253ZM88 205V204H87ZM100 205V204H99ZM166 205V204H165ZM209 205V204H208ZM217 205V206H218ZM255 205V204H254ZM105 206V205H104ZM108 206V205H107ZM170 206V205H169ZM204 206V205H203ZM216 206V207H217ZM248 206V205H247ZM29 207V206H28ZM88 207V206H87ZM93 207V206H92ZM109 207V206H108ZM190 207V206H189ZM210 207L208 206V209H210ZM222 206H221V208H223ZM225 207H224V209H225ZM228 207V206H227ZM226 207V208H227ZM230 207V206H229ZM237 207V206H236ZM240 207V206H239ZM243 207V206H242ZM250 207H252V206H250ZM90 208H91V206H90ZM89 208V209H90ZM100 208V207H99ZM176 208H178V207H176ZM185 208V207H184ZM197 208V207H196ZM202 208V207H201ZM207 208V207H206ZM218 209H219V213H220V211H223L220 207H217ZM245 208V207H244ZM249 208V207H248ZM255 208V207H254ZM101 209V208H100ZM191 209V208H190ZM205 209V208H204ZM221 209V210H220ZM229 209V208H228ZM261 209V208H260ZM86 210V209H85ZM102 210V209H101ZM108 210V209H107ZM121 210V209H120ZM167 210V209H166ZM186 210V209H185ZM211 210V209H210ZM214 210V209H213ZM245 210V209H244ZM262 210V209H261ZM41 211V210H40ZM91 211V210H90ZM169 211H171V210H169ZM187 211V210H186ZM215 212H213V213H215L216 214V211H217V209L216 210H214ZM229 211V210H228ZM246 211V210H245ZM244 211V212H245ZM124 212V211H123ZM191 212V211H190ZM207 212V211H206ZM239 212V211H238ZM241 212V211H240ZM254 212V211H253ZM44 213V212H43ZM119 213V212H118ZM196 213V212H195ZM234 213V212H233ZM262 213V212H261ZM135 213H133V215H134ZM206 214V213H205ZM207 214H209V212L207 213ZM212 214V213H211ZM218 214V213H217ZM224 214V213H223ZM223 214L221 213V215L223 216ZM250 214H251V212H250ZM139 215V214H138ZM225 215H227V213L225 214ZM232 215V214H231ZM235 215V214H234ZM261 215V214H260ZM52 216V215H51ZM184 216H185V214H184ZM194 216V215H193ZM213 216V215H212ZM126 217V216H125ZM180 217V216H179ZM187 217H188V215H187ZM192 217V216H191ZM195 217H196V215H195ZM209 217V216H208ZM224 217V216H223ZM228 217V216H227ZM241 217V216H240ZM116 218V217H115ZM186 218V217H185ZM190 218V217H189ZM201 218V217H200ZM214 218V217H213ZM256 218V217H255ZM254 218V219H255ZM133 219V218H132ZM139 219V218H138ZM222 218H220V220H221ZM223 219H225V218H223ZM42 220V219H41ZM125 220V219H124ZM134 220V219H133ZM191 220V219H190ZM197 220V219H196ZM239 220V219H238ZM105 221V220H104ZM109 221V220H108ZM107 221V222H108ZM130 221H132V220H130ZM137 221V220H136ZM222 221V220H221ZM124 222V221H123ZM106 223V222H105ZM140 223V222H139ZM124 224H126V223H124ZM135 224V223H134ZM137 224V223H136ZM187 224H188V222H187ZM131 225V224H130ZM91 226H92V224H91ZM101 226V225H100ZM132 226H133V224H132ZM141 226V225H140ZM218 226V225H217ZM220 226H221V224H220ZM42 227H44V226H42ZM99 227V226H98ZM102 227V226H101ZM130 227V226H129ZM134 227V226H133ZM139 227V226H138ZM223 227V226H222ZM91 228V227H90ZM140 228V227H139ZM146 228V227H145ZM96 229V228H95ZM123 229V228H122ZM130 229V228H129ZM133 229V228H132ZM131 229V230H132ZM103 230V229H102ZM108 230V229H107ZM140 230H141V228H140ZM148 230V229H147ZM152 230V229H151ZM91 231V230H90ZM104 231V230H103ZM128 231V230H127ZM92 232V231H91ZM125 232V231H124ZM129 232V231H128ZM139 231H137V233H138ZM90 233V232H89ZM100 233V232H99ZM152 233V232H151ZM82 234V233H81ZM140 234H141V232H140ZM210 234V233H209ZM102 235V234H101ZM105 235V234H104ZM135 235V234H134ZM144 235V234H143ZM147 236V235H146ZM145 236V237H146ZM152 236V235H151ZM126 237H128V236H126ZM136 237V236H135ZM149 237V236H148ZM84 238V237H83ZM137 238V237H136ZM135 238V239H136ZM140 238H141V236H140ZM143 239V238H142ZM80 240V239H79ZM126 240V239H125ZM97 241V240H96ZM140 241V240H139ZM143 241V240H142ZM128 242V241H127ZM131 242H132V240H131ZM135 242H136V240H135ZM78 243V242H77ZM82 243V242H81ZM97 243V242H96ZM133 243V242H132ZM146 244H148L147 242H145ZM138 244V243H137ZM136 244V245H137ZM145 244V245H146ZM84 245V244H83ZM99 245V244H98ZM129 245H131V244H129ZM128 245V246H129ZM127 246V247H128ZM132 246V245H131ZM139 247V246H138ZM138 247H135V249L136 248H138ZM142 247V246H141ZM148 247V246H147ZM125 248V247H124ZM143 248H145V247H143ZM149 248V247H148ZM139 249V248H138ZM81 250V249H80ZM145 250V249H144ZM131 251V250H130ZM135 251V250H134ZM137 251V250H136ZM85 254H86V252H85ZM82 257H83V255H82Z\"/></svg>",
	"mask_w": 264,
	"mask_h": 264
}]
</instances>
